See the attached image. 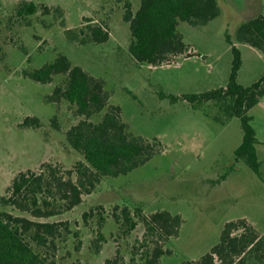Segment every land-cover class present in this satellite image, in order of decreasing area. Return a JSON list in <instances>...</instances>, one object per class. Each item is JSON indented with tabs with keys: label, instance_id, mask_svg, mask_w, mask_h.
Masks as SVG:
<instances>
[{
	"label": "rangeland",
	"instance_id": "rangeland-1",
	"mask_svg": "<svg viewBox=\"0 0 264 264\" xmlns=\"http://www.w3.org/2000/svg\"><path fill=\"white\" fill-rule=\"evenodd\" d=\"M126 1L133 10L139 6V0H0V196L21 171L38 170L43 162L68 170L82 160L65 140V133L80 120L74 108L46 101L64 77L55 76L50 84L24 77L25 71L53 62L58 54L105 82L108 103L120 108L131 133L161 144L146 164L127 175L105 178L71 211L35 219L68 224L70 232L63 231L58 240L54 264H104L116 251L123 264L128 263L144 232L140 223L126 232L115 222L114 209L119 212L125 206L139 208L143 216L166 211L181 217L177 236L162 244L171 254L163 256L161 264L198 261L231 221L246 219L264 235V97L247 112L261 143L259 176L243 161H235L234 150L243 136L239 119L221 125L214 119L218 109L212 102L193 110L182 99L225 87L232 61L227 38L234 41L241 24L264 16V0H216L220 14L206 25L180 22L177 29L187 55L156 67L139 65L128 53L130 33L122 20ZM21 2L57 8L59 13L39 11L28 26L15 17ZM88 25H100L109 35L107 42L82 43ZM236 47L242 58L237 82L247 87L261 78L264 55L249 46ZM160 94L179 100L171 103ZM26 117L39 118L42 127L23 128ZM53 117L58 131L50 124ZM89 211L94 214L83 220ZM136 253V264H143L141 252Z\"/></svg>",
	"mask_w": 264,
	"mask_h": 264
},
{
	"label": "trees",
	"instance_id": "trees-1",
	"mask_svg": "<svg viewBox=\"0 0 264 264\" xmlns=\"http://www.w3.org/2000/svg\"><path fill=\"white\" fill-rule=\"evenodd\" d=\"M39 11L43 15L59 13L57 8L21 2L15 9V17L28 21L26 24L29 26V18ZM219 14L216 0H139L136 10H133L130 1H126L122 20L128 25L130 33L128 53L139 65H170L174 59L188 52L177 29L179 23L204 26ZM108 38V33L100 25H88L81 42L103 44ZM227 43L231 46L232 61L225 87L185 94L182 99L193 110L212 102L218 109L214 119L221 125L238 118L243 136L241 144L234 150L235 161H243L259 176L258 141L247 112L264 97V71L252 85H240L237 77L242 58L234 44L247 45L264 55V16L241 24L234 41L227 38ZM55 76L64 77V81L54 87L46 101L54 105L67 102L74 108V115L80 120L65 133V140L82 160L68 170L43 162L38 170L28 169L16 174L5 194L0 196V264H54L58 240L63 231L66 234L70 232L68 224L35 219H47L71 211L105 178L127 175L160 151L161 144L157 139L149 141L129 131L121 119L120 108L108 103L110 95L105 90V82L73 65L65 55L58 54L53 62L24 72L25 78L40 84L52 83ZM160 98L169 99L171 103L179 100L164 94H160ZM95 118L99 120L95 121ZM50 122L58 131L57 118L53 117ZM21 126L39 129L42 124L37 117H26ZM6 208L30 218L14 215ZM93 214L92 211L85 212L82 219L86 221ZM97 214L101 216L99 212ZM112 216L117 224L126 228V232L133 231L139 223L143 227L142 241L126 264H136V252H141L143 264H161V258L171 254L162 244L176 237L182 224L179 215L159 211L143 216L139 208L128 206L119 212L115 208ZM102 223L103 218L100 217V227ZM123 263L118 251L114 258L104 262ZM182 264H264V235L246 219L228 222L223 227L219 242L209 252L196 262Z\"/></svg>",
	"mask_w": 264,
	"mask_h": 264
},
{
	"label": "crops",
	"instance_id": "crops-1",
	"mask_svg": "<svg viewBox=\"0 0 264 264\" xmlns=\"http://www.w3.org/2000/svg\"><path fill=\"white\" fill-rule=\"evenodd\" d=\"M236 45H243V44H236ZM236 45H235V46H236ZM243 46H247V45H243ZM193 52H194V51H193ZM258 144H261V143L258 141L257 145H258ZM257 145H256V149H257V153H258ZM260 163H261V162H260Z\"/></svg>",
	"mask_w": 264,
	"mask_h": 264
},
{
	"label": "built area",
	"instance_id": "built-area-1",
	"mask_svg": "<svg viewBox=\"0 0 264 264\" xmlns=\"http://www.w3.org/2000/svg\"><path fill=\"white\" fill-rule=\"evenodd\" d=\"M176 65H178V64H176Z\"/></svg>",
	"mask_w": 264,
	"mask_h": 264
}]
</instances>
